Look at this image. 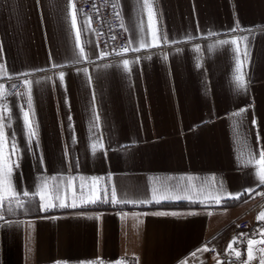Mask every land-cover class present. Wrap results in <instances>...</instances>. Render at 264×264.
I'll return each mask as SVG.
<instances>
[{"label":"crops","instance_id":"obj_1","mask_svg":"<svg viewBox=\"0 0 264 264\" xmlns=\"http://www.w3.org/2000/svg\"><path fill=\"white\" fill-rule=\"evenodd\" d=\"M118 2L130 48L151 44L153 29L158 45L103 60L90 17L76 11L73 26L74 0H0V124L18 149L0 147V173L9 158L19 165L18 194L0 199V264H261L264 0ZM113 187L161 202L113 204ZM40 191L56 206L40 210Z\"/></svg>","mask_w":264,"mask_h":264},{"label":"snow or ice","instance_id":"obj_2","mask_svg":"<svg viewBox=\"0 0 264 264\" xmlns=\"http://www.w3.org/2000/svg\"><path fill=\"white\" fill-rule=\"evenodd\" d=\"M72 22H73V26H75L76 24V10H75V5H73V13H72ZM239 30V26L237 25L236 28H233L231 29L230 31L232 32H235ZM211 35V33H210ZM79 38V31H77V39ZM160 37L157 35V32L155 29H153V32H152V43L151 44H148V43H144V42H141L140 45H139V48H144V47H153V46H156L160 43ZM163 39L167 40V37H164ZM241 39H244L246 40L247 37H242ZM131 43V42H130ZM221 44H237V40L234 38L232 40H224V41H221L220 42ZM139 48H125L124 51H139ZM239 49L237 48V51ZM80 56H83L84 55V49L81 48L80 49V53H79ZM245 57H247V51L245 50V53H244ZM123 64H124V67L127 69L128 68V65H129V61L128 60H124L123 61ZM53 67H59V65H53ZM0 72H2L3 74H7V69L5 68L4 65H0ZM24 75H27V74H24ZM64 72H60L59 73V79L61 81H63L64 79ZM236 80L238 82V87L240 88H244L246 86L245 84V81H244V76L243 74L239 75L236 77ZM25 84H30V81H25ZM28 96H29V99H28V107L29 109L31 110L32 109V101H31V91L29 90L28 92ZM5 107V110H7V105L4 106ZM247 111V109H241L239 112H236L234 113L233 115L236 116V117H239L242 115L243 112ZM34 111H31V115L34 116ZM23 116H24V121H25V126L27 127L28 129V133H29V139L31 141V138L36 136L37 133L36 131L34 130L33 128V123L32 121L30 120V112L29 111H25L23 113ZM70 119V118H69ZM98 119V117H97ZM253 123H255V121H253ZM4 125L3 124H0V147H4L6 145H10V153L11 154H15L17 153L18 149H17V145L15 143V140L12 139V140H8L7 139V136L8 134L5 133L4 131ZM104 145L102 143H98L96 145H93V150H96L97 148H100V149H103ZM257 155H259L260 159H259V164L262 166L261 167V170L259 171L258 173V180H259V183L261 185H264V151H260L257 153ZM255 159V157L249 153V163L252 162V160ZM10 158L9 160H5L4 164H3V168H2V173H0V175H2V181H3V184H4V192H5V197H0V199H3V198H6L7 196H15L17 195L18 193L13 191V185H12V173H13V168H16L18 169L19 168V165L18 163H10ZM254 191V189H246L245 192H252ZM56 192H57V195L54 197L55 199L57 200H60V203H59V207H65V206H69V205H65L63 200L60 199V196H59V189H56ZM105 192V200L102 201V202H107V195H108V192H107V189L104 190ZM19 194L27 197L29 196V192L27 191H23L22 189L19 191ZM243 194V193H242ZM257 194H261V193H257ZM38 195H39V198H40V210L42 211H47V209L49 207H53V206H56V205H53L51 203H44L43 201L45 200V193L43 191H40L38 192ZM52 197L49 196V199H51ZM171 197H168V196H165L163 197L162 199H169ZM176 199H181V198H189V197H175ZM99 200V196H96L95 198H92L90 200H88L87 202L88 203H96L97 201ZM155 202V203H160L161 200L159 199H156V196H155V191L153 193V197H152V200H147V201H127V200H121V199H118L117 198V192H116V189L113 187L112 190H111V202L113 204H118V203H152V202ZM214 202L216 204H219L220 203V199L219 198H216L214 200ZM18 203H20L18 201ZM20 206L23 207L24 204L23 203H20ZM72 207H76V204L73 203L72 205H70ZM156 215H167L169 213H155ZM172 215H175L176 213H171ZM126 215V214H125ZM258 220H261V221H264V212H262L258 217H257ZM256 243V241H249V244H254ZM261 243H264V241H261ZM231 247V245H230ZM203 251H207V248H204L202 249ZM200 251V250H198ZM193 255H195V253H193ZM236 255L237 257L240 256V253L239 252H236ZM248 258L249 260H251L253 258L252 256V249L249 248L248 249ZM56 264H62V262L60 261H57ZM90 264H102V262L100 260H96V261H93V262H90ZM118 264H122V262H118ZM261 264H264V260L261 261Z\"/></svg>","mask_w":264,"mask_h":264},{"label":"built area","instance_id":"obj_3","mask_svg":"<svg viewBox=\"0 0 264 264\" xmlns=\"http://www.w3.org/2000/svg\"><path fill=\"white\" fill-rule=\"evenodd\" d=\"M76 11L79 15L89 16L101 51V59L115 60L131 55L123 16L121 15L118 0H74ZM249 220L242 219L233 224L231 231L236 241L244 239L245 233L250 228ZM213 253L214 249H210ZM222 258L228 259L226 252Z\"/></svg>","mask_w":264,"mask_h":264}]
</instances>
